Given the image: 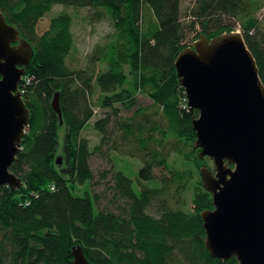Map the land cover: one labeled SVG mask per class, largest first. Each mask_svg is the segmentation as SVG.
I'll use <instances>...</instances> for the list:
<instances>
[{
    "label": "trees",
    "instance_id": "obj_1",
    "mask_svg": "<svg viewBox=\"0 0 264 264\" xmlns=\"http://www.w3.org/2000/svg\"><path fill=\"white\" fill-rule=\"evenodd\" d=\"M57 4L89 8L96 21L111 22L107 42L94 48L84 68L67 62L76 48L70 13L57 14L48 30L37 32ZM182 5L183 0H0V11L34 50L20 85L30 125L11 165L23 185L0 186V264H75V245L96 264L238 263L236 257H212L205 245L201 213L214 206L200 168L210 159H200L192 123L199 112L182 104L186 94L175 63L189 47V34L212 39L239 24L264 83V29L258 16L264 0H194L185 16ZM97 89L103 115L93 126L101 141L92 147L83 131L95 116L91 96ZM139 92L151 97L165 122L149 119L139 107ZM56 94L63 124L52 105ZM132 110L135 117L124 114ZM61 126L66 167L57 163ZM105 146L135 152L144 161L136 181L119 169L111 175L119 212L98 208L93 190L97 176L90 158ZM156 167L168 169L162 183ZM171 184L179 194L172 197L174 207L161 197ZM190 184L189 208L180 197ZM157 199L152 214L148 208Z\"/></svg>",
    "mask_w": 264,
    "mask_h": 264
},
{
    "label": "water",
    "instance_id": "obj_2",
    "mask_svg": "<svg viewBox=\"0 0 264 264\" xmlns=\"http://www.w3.org/2000/svg\"><path fill=\"white\" fill-rule=\"evenodd\" d=\"M33 55L31 42L0 11V186L14 189L23 180L11 165L30 125L19 86ZM175 65L190 110L199 112L192 123L200 159L214 164L200 168L214 206L201 213L206 248L237 264H264V83L257 61L243 34L230 31L212 39L202 34ZM52 105L63 124L59 94ZM72 254L75 264H96L80 245Z\"/></svg>",
    "mask_w": 264,
    "mask_h": 264
},
{
    "label": "rangeland",
    "instance_id": "obj_3",
    "mask_svg": "<svg viewBox=\"0 0 264 264\" xmlns=\"http://www.w3.org/2000/svg\"><path fill=\"white\" fill-rule=\"evenodd\" d=\"M194 0H183V16H185L186 11L189 6L193 3ZM61 12H68L73 16V33L75 36V45L76 48L71 52L67 57L68 64L73 68H84L88 62V58L92 55L94 48L97 45H104L110 33H112L113 28L109 19L105 18L100 21L93 19V10L89 8H75L72 6L64 5H54L50 12H48L38 23L37 32L42 34L44 31L48 30L51 19ZM146 13L150 16V10H147ZM152 15V14H151ZM259 19L261 20V26L264 29V7L259 11ZM184 19H187L184 17ZM238 29L235 31L241 32L239 29V24H237ZM193 39H198L197 32H193L187 37V44L190 45V42ZM101 68V67H100ZM99 90L91 96V104L95 109V116L93 120L88 124L87 128L83 131V136H85L90 143V146L94 147L98 145L101 141V135L98 130L93 126L94 121L102 116V109L100 108L98 97ZM138 104L139 107L143 108V111L147 113V116L150 118H155L165 122L163 116H161V111H157V107L153 104L151 97L144 95L139 92L138 95ZM127 116H133L134 110L124 112ZM28 131V129H27ZM64 140H65V128L61 126L58 132V152L57 158L62 157L63 162L60 166L66 167V155L64 151ZM125 146H123L124 148ZM133 147V144H127V148ZM175 155V154H173ZM210 159V158H209ZM170 162H173V157ZM144 161L137 156L135 152H119V150H108L105 146L102 150V153L98 152L90 158V165L94 173L96 174L94 192L98 195V208L100 209H111L119 212L118 203L115 201L114 190L109 188L111 185L110 179L114 170H123L129 177L133 178L136 181L138 177L139 169L143 166ZM208 166L214 168L212 159L207 163ZM155 175L157 176V183H162L165 178L169 176L168 169L163 167L155 168ZM110 171V172H109ZM108 172V177L105 179L102 175ZM138 180V179H137ZM142 184L152 186L151 183L141 180ZM192 195L193 187L190 184L188 190L181 195L180 199L184 200L187 204V207H192ZM173 196L179 197L177 188L175 184H171L167 189L166 193L161 196L163 198H168V202L171 206H177V202ZM160 199L153 200L148 212L154 214L157 211L159 206Z\"/></svg>",
    "mask_w": 264,
    "mask_h": 264
},
{
    "label": "built area",
    "instance_id": "obj_4",
    "mask_svg": "<svg viewBox=\"0 0 264 264\" xmlns=\"http://www.w3.org/2000/svg\"><path fill=\"white\" fill-rule=\"evenodd\" d=\"M195 41H196V39L192 40V41L190 42V45H191V46L194 45V44H195ZM20 90H21L22 93L25 92V89H24V88H20ZM182 104H183V106H184L185 108H187V109L190 108V107H189V104H188V99H187V97L183 100ZM52 188H53V186H52ZM26 204L28 205L29 203L27 202Z\"/></svg>",
    "mask_w": 264,
    "mask_h": 264
}]
</instances>
